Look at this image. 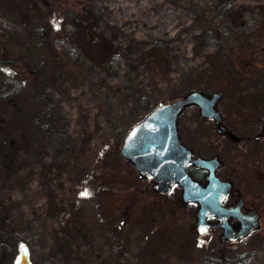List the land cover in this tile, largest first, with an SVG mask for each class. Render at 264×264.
<instances>
[{
  "label": "rangeland",
  "instance_id": "1",
  "mask_svg": "<svg viewBox=\"0 0 264 264\" xmlns=\"http://www.w3.org/2000/svg\"><path fill=\"white\" fill-rule=\"evenodd\" d=\"M242 2L253 6L252 28L264 0ZM223 11L218 0H0V264H17L21 245L30 264H264L256 142L232 146L193 105L177 114L180 140L199 155L216 152L228 199L258 215L256 228L224 245L213 229L196 231V206L177 185L158 193L138 177L115 139L158 100L190 88L218 90L214 107L231 131L258 127L248 114L264 106L233 92L216 63ZM99 173L105 195L92 181Z\"/></svg>",
  "mask_w": 264,
  "mask_h": 264
},
{
  "label": "water",
  "instance_id": "2",
  "mask_svg": "<svg viewBox=\"0 0 264 264\" xmlns=\"http://www.w3.org/2000/svg\"><path fill=\"white\" fill-rule=\"evenodd\" d=\"M218 97L217 91L206 95L192 89L172 100H158L153 108L127 128L118 153L132 164L138 177L143 176L150 182L154 191L167 193L172 186L177 185L183 202L196 203L195 225L199 233L206 231L209 225L207 217L214 216L223 219L220 238L231 241L256 228L258 215L254 211L242 212V199L232 206L222 204L230 183L215 174L218 165L216 157L192 156L191 151L179 141L176 128L177 114L185 105L194 103L201 116L213 119L218 132H226L227 129L220 122V113L214 107ZM261 121L264 128V115ZM188 162L207 170L204 184H200L188 173ZM228 216H234L239 221L234 234L226 220ZM21 246L18 259L21 264H30L27 247L23 245L27 250L25 256Z\"/></svg>",
  "mask_w": 264,
  "mask_h": 264
},
{
  "label": "trees",
  "instance_id": "3",
  "mask_svg": "<svg viewBox=\"0 0 264 264\" xmlns=\"http://www.w3.org/2000/svg\"><path fill=\"white\" fill-rule=\"evenodd\" d=\"M218 1L224 6L225 11H223L219 16L221 23L224 25V28L223 37H219V42L217 44L224 45L222 47V50L220 51L221 55H218V59L216 56V63H219V66L224 65L226 70L229 71L231 76L227 82L231 81V83L233 84V92L238 93V95L241 97L243 96L248 98L250 101H253L256 104H254L255 107L264 106V77H260L257 75L259 73H264V12L262 15L263 17L256 25H254L252 28H246L245 15L249 14L252 11V9L247 10V8L253 6L243 3L242 0L239 2V4L236 5L231 4L232 0ZM260 6L263 7L261 4ZM234 44L238 46L236 47L235 51L232 50ZM246 46L247 52L245 54L241 53L243 57H240V48ZM152 54H155L154 51ZM216 63H212V65L217 67ZM6 65V63L0 62V70H3ZM212 65L210 66L213 67ZM235 75L237 76L236 79L234 78ZM4 84L9 85L10 89L18 88L20 86L16 80L9 79H5ZM192 89L194 88H190L188 91ZM213 91L218 90L215 89ZM182 95L183 94H174L171 97H173L174 99ZM242 102H245V100H242ZM238 113L241 114L239 109ZM248 116L254 118V115L252 114H248ZM124 132L118 131L115 139H120L121 142ZM195 172H191L193 177L196 180H202V173L199 171ZM97 179L99 181L98 184L95 185L98 194L105 195L106 193H109L108 191H110V189L106 190L102 186L103 182L105 181L103 174H94L92 181L94 182V180H96L97 182ZM119 238L120 240L118 244L122 245V243L124 242L123 236L121 235ZM219 256L220 257L218 259L220 260L221 255Z\"/></svg>",
  "mask_w": 264,
  "mask_h": 264
},
{
  "label": "flooded vegetation",
  "instance_id": "4",
  "mask_svg": "<svg viewBox=\"0 0 264 264\" xmlns=\"http://www.w3.org/2000/svg\"><path fill=\"white\" fill-rule=\"evenodd\" d=\"M219 98V97H218ZM217 101V100H216ZM216 103V102H215ZM215 103H214V105H215ZM189 105H193V106H195V107H197L194 103H190V104H187V105H185L184 107H186V106H189ZM184 107H183V109H184ZM198 108V107H197ZM216 109V108H215ZM199 112V111H198ZM262 115H264V114H262ZM262 115H260V116H255L254 118H251V117H249V119L251 120V122H254L255 124H257L258 123V127H256L255 129H254V131L252 132V133H250V132H243V133H238V132H233V131H231V128H229V127H227L225 124H224V122H223V119H222V116H221V114H220V119H221V124L224 126V128H226L227 129V131L226 132H218L217 131V129H216V125H215V123H214V121H213V119H211V118H208V119H211L212 121H213V124H214V126H215V131L218 133V134H220L221 135V137H222V135L224 136V137H226V139L229 141V143L233 146V144L232 143H234V144H236V143H243L244 145H245V150H249V141H254V142H256L257 143V146L256 147H254V148H252V149H254L252 152L253 153H262V154H264V128H262V121H261V116ZM178 133V132H177ZM178 138H179V135H178ZM179 141L185 146V147H187L190 151H191V155L192 156H200V157H204V158H210V157H216V159H217V161H218V165L216 166V168H215V170H214V172H215V174L217 175V177H219L221 180H226V181H228L229 183H230V186H229V189H228V191H227V193L225 194V197H224V199H223V201H222V204H224L225 206H232V205H234V204H236L237 202H238V200L239 199H241L240 197H237V198H235V199H233V200H229L228 199V193L230 192V190H231V187H232V183H231V181H229L226 177H224L223 175H221V174H219V172H218V168L221 166V164H220V160H219V158H218V154L216 153V152H213V153H211V154H208V155H206V156H203V155H199V154H197V153H195L194 152V149H193V147H191V146H188L186 143H184V142H182L181 140H180V138H179ZM218 150H219V147L217 148ZM187 170H188V173L191 175V177L193 178V179H195L194 177H193V175H192V173L191 172H195V171H199V172H201L202 173V180H197L200 184H204L205 182H206V179H205V175H206V173H207V170L206 169H204V168H200V167H198V166H195V165H193L191 162H188L187 163ZM191 172H190V171ZM229 172V171H228ZM196 173V172H195ZM196 180V179H195ZM158 193H161V192H158ZM228 199V200H227ZM188 203H193V204H195V206H196V203H194V202H188ZM243 199H242V203L240 204V210L242 211V212H244V213H246V212H248V211H250V210H244L243 209ZM196 209V208H195ZM196 211V210H195ZM195 214V213H194ZM222 220L223 219H219V218H217V217H214V216H210V217H207V219H206V221H207V223L209 224L208 225V227H207V229H206V231H204V232H202L203 234H205L209 229H213L214 231H215V240L218 242V243H220V244H224V245H229V244H231V243H233V242H235V241H237V240H240L241 238H243V237H241V238H239V239H236V240H231V241H229L228 239H222V238H220V236H221V233H222V225H221V223H222ZM226 220H227V222L229 223V225L231 226V228H232V230H233V233L232 234H234L235 233V231H236V229L238 228V226H239V221H238V219L236 218V217H234V216H228L227 218H226ZM194 227H195V229H196V231L198 232V230H197V228H196V225H194ZM246 236V235H245Z\"/></svg>",
  "mask_w": 264,
  "mask_h": 264
},
{
  "label": "snow or ice",
  "instance_id": "5",
  "mask_svg": "<svg viewBox=\"0 0 264 264\" xmlns=\"http://www.w3.org/2000/svg\"><path fill=\"white\" fill-rule=\"evenodd\" d=\"M21 248L23 249L24 255H27V250L23 248V245L21 246ZM17 264H21L20 260H17Z\"/></svg>",
  "mask_w": 264,
  "mask_h": 264
}]
</instances>
